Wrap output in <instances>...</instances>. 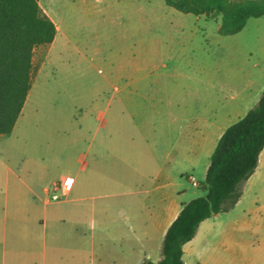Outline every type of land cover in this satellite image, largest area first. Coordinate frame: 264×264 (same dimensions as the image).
<instances>
[{
    "label": "rangeland",
    "instance_id": "rangeland-1",
    "mask_svg": "<svg viewBox=\"0 0 264 264\" xmlns=\"http://www.w3.org/2000/svg\"><path fill=\"white\" fill-rule=\"evenodd\" d=\"M49 2L57 35L34 51L22 113L0 135V210L12 238L25 235L14 220L35 213L52 180L51 196L63 197L68 177L63 209L84 215V264H128L160 250L151 225L167 215L162 203L203 194L220 133L255 104L245 96L264 71V14L220 34L219 17L164 0ZM185 248L183 264H264V147L239 199L206 217Z\"/></svg>",
    "mask_w": 264,
    "mask_h": 264
},
{
    "label": "trees",
    "instance_id": "trees-1",
    "mask_svg": "<svg viewBox=\"0 0 264 264\" xmlns=\"http://www.w3.org/2000/svg\"><path fill=\"white\" fill-rule=\"evenodd\" d=\"M182 12L220 16L218 32L232 34L248 18L264 14V0H164ZM56 24L39 0H0V133L13 128L32 84L35 48L51 42ZM264 147V87L256 103L219 135L209 157L203 194L182 202L161 241V257L138 264H183V244L199 223L233 205L241 184L254 171ZM195 264H203L197 261Z\"/></svg>",
    "mask_w": 264,
    "mask_h": 264
},
{
    "label": "crops",
    "instance_id": "crops-1",
    "mask_svg": "<svg viewBox=\"0 0 264 264\" xmlns=\"http://www.w3.org/2000/svg\"><path fill=\"white\" fill-rule=\"evenodd\" d=\"M49 1L50 0H44L42 2L39 0V3L42 9L55 22L54 20L55 17L53 15L55 14V11L50 7ZM200 16L206 18L204 15H196V17H200ZM215 17L216 18L219 17V22H220V16L217 15ZM55 24H56V34H55L56 37L58 25L56 22ZM135 76L138 75L135 74ZM251 82L252 83L250 84V86L249 85L247 86L248 91L251 93L245 96V99L247 101H250V104L254 102L256 103L264 87V71L262 70L258 71L257 77L253 78ZM20 113H22V109ZM85 120L87 121L88 118H86ZM2 134L4 133H0V135ZM68 180L71 182V179ZM71 189H72V185L69 186L68 189H64L63 186V190H61L63 197L53 198L51 196L52 194L51 192L60 190L59 183L52 180L50 184H44L42 186L44 197L35 204L36 206L35 213L33 214L26 213L18 216L19 219L14 220V221H21L23 224L28 225L30 227V231L27 234L22 235L20 237L15 236L14 238H12V233L10 228L12 221L11 219H9L8 214H6L5 211H3L4 209L2 210V212L0 210V247L4 246L5 252H7L6 248H8V255H6L5 253V256H0V264H84L85 263L89 251V234L85 233L84 230H80L78 227L80 225V224L78 225V223H80V221L83 220L84 215L81 212L78 213L73 212L72 208H69L70 210L65 209L66 211H64L63 209L64 203L67 202V199L64 198V196L65 194L66 196L69 195ZM179 209L180 208L174 207L171 204L169 205L162 203L160 207V211H163L164 215L167 214L168 216L167 215L163 216L162 221H160L159 223H153L151 225V228L159 236H162L161 240L163 238L167 226L176 216ZM67 218L68 221L72 222L71 224L74 225L75 222L74 227L70 226L65 228L60 226L59 221L60 220L65 221V219ZM204 220L205 219H203L202 221ZM202 221L199 223L198 229ZM185 244L186 242L183 244V254L186 252ZM141 256H142L141 259H139V257L137 259L136 258H134L133 260L131 259L130 263L128 264H138L145 257H148L153 261H156L161 257V253L160 250L158 252L157 250L151 252L144 249L142 251ZM197 261L200 260L198 258H195L192 264H195ZM114 263H116L115 259H114ZM202 263L210 264L208 261H202Z\"/></svg>",
    "mask_w": 264,
    "mask_h": 264
},
{
    "label": "built area",
    "instance_id": "built-area-1",
    "mask_svg": "<svg viewBox=\"0 0 264 264\" xmlns=\"http://www.w3.org/2000/svg\"><path fill=\"white\" fill-rule=\"evenodd\" d=\"M189 179L193 185H197L198 181L196 180L195 176L193 174H189ZM70 185V181L68 180V177L64 180V189H68Z\"/></svg>",
    "mask_w": 264,
    "mask_h": 264
}]
</instances>
